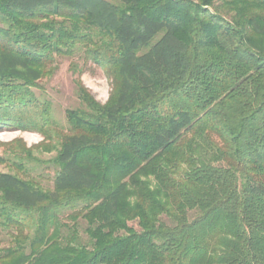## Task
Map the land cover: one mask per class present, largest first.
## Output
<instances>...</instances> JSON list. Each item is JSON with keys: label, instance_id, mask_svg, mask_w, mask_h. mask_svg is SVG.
Wrapping results in <instances>:
<instances>
[{"label": "trees", "instance_id": "16d2710c", "mask_svg": "<svg viewBox=\"0 0 264 264\" xmlns=\"http://www.w3.org/2000/svg\"><path fill=\"white\" fill-rule=\"evenodd\" d=\"M79 47L110 94L76 81L52 190L0 173V264H264V0H0V128Z\"/></svg>", "mask_w": 264, "mask_h": 264}, {"label": "rangeland", "instance_id": "374dc122", "mask_svg": "<svg viewBox=\"0 0 264 264\" xmlns=\"http://www.w3.org/2000/svg\"><path fill=\"white\" fill-rule=\"evenodd\" d=\"M94 99L104 104L111 90V82L97 65L86 61L83 47L69 57H57L32 89L37 101L49 113V127L38 131L0 128V173H9L30 181L43 191L52 190L57 170L53 163L59 148V137L68 133L66 111L82 109L76 93V81ZM67 221V220H66ZM82 244L88 243L85 224L78 220ZM136 228L135 224H131ZM10 237L0 230V248L9 245Z\"/></svg>", "mask_w": 264, "mask_h": 264}]
</instances>
